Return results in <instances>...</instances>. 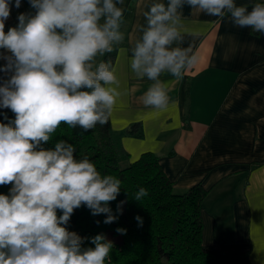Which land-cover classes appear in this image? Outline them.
<instances>
[{
  "label": "clouds",
  "instance_id": "clouds-1",
  "mask_svg": "<svg viewBox=\"0 0 264 264\" xmlns=\"http://www.w3.org/2000/svg\"><path fill=\"white\" fill-rule=\"evenodd\" d=\"M14 2L21 6V0ZM11 3L0 0V49L8 53L0 54V72L10 73L0 85V108L15 117L4 114L7 123L0 122V186L11 185L0 194V264H106L112 241L103 233L81 237L67 225L81 206L93 216L106 214L105 224L115 222L109 203L117 199L121 180L102 175L87 156L77 159L64 140L53 148L43 145L62 122L84 132L108 122L121 96L120 81L116 68L98 57L124 39V9L118 6L124 0H28L34 14L20 13L18 24L5 32ZM185 5L209 16L230 15L235 26L264 34V3L251 10L235 0L152 3L130 58L134 76L153 82L143 96L146 107L166 108L170 97L162 74L181 79L197 61L191 46H180ZM148 194L141 187L133 199ZM126 202L117 204L118 214ZM135 219L142 227V218ZM89 239L94 247H83Z\"/></svg>",
  "mask_w": 264,
  "mask_h": 264
},
{
  "label": "crops",
  "instance_id": "crops-1",
  "mask_svg": "<svg viewBox=\"0 0 264 264\" xmlns=\"http://www.w3.org/2000/svg\"><path fill=\"white\" fill-rule=\"evenodd\" d=\"M167 0H124V39L114 45L112 65L120 81L118 99L109 117L126 165L143 151L158 157L174 190L200 184L207 192L201 204L204 246L225 252H246L251 264L264 262V34L223 18L182 9L184 41L196 63L181 79L161 76L170 97L164 109L143 104L153 83L136 78L130 68L131 48L146 26L143 15L152 3ZM237 6L264 0H235ZM5 23V32L30 13L21 0ZM35 12V10H34ZM189 32H199L193 37ZM0 54L8 55L0 49ZM99 59V58H98ZM5 61L0 59V67ZM9 74L3 73L6 80ZM1 109V108H0ZM141 123V135L127 128Z\"/></svg>",
  "mask_w": 264,
  "mask_h": 264
},
{
  "label": "trees",
  "instance_id": "trees-1",
  "mask_svg": "<svg viewBox=\"0 0 264 264\" xmlns=\"http://www.w3.org/2000/svg\"><path fill=\"white\" fill-rule=\"evenodd\" d=\"M25 1L30 13L34 14L28 0ZM113 58L114 51L106 53L98 62L103 60L112 64ZM3 81V72H0V85ZM4 114L9 119L15 118L9 109L1 108L2 123H7ZM127 131L141 135V123H132ZM59 140L75 147L77 159L87 156L102 175H112L121 180L117 199L109 203L113 214L118 215L115 222L105 224L106 214L93 216L86 206H81L74 210L67 225L70 231L81 237L105 234L113 243L106 264H251L246 252H225L218 245L202 244L200 212L207 192L204 187L194 184L181 191L174 190L152 151H143L130 163L121 164L125 152L110 129L109 119L106 124H97L88 132L79 127L70 128L62 122L43 147L53 148ZM10 187L0 186V194H8ZM141 187L149 194L138 202L133 196ZM121 201L127 202L123 205L122 214H118L117 204ZM136 216L142 218V227H138ZM117 228L126 229V234H118ZM83 247L94 245L89 239L84 241Z\"/></svg>",
  "mask_w": 264,
  "mask_h": 264
},
{
  "label": "rangeland",
  "instance_id": "rangeland-1",
  "mask_svg": "<svg viewBox=\"0 0 264 264\" xmlns=\"http://www.w3.org/2000/svg\"><path fill=\"white\" fill-rule=\"evenodd\" d=\"M98 58L100 59L101 57H98ZM99 59H98V60H99Z\"/></svg>",
  "mask_w": 264,
  "mask_h": 264
}]
</instances>
